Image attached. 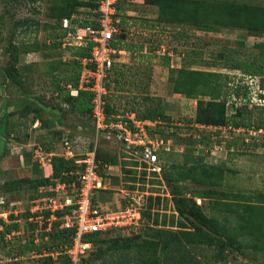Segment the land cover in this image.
I'll return each instance as SVG.
<instances>
[{"label": "rangeland", "instance_id": "obj_1", "mask_svg": "<svg viewBox=\"0 0 264 264\" xmlns=\"http://www.w3.org/2000/svg\"><path fill=\"white\" fill-rule=\"evenodd\" d=\"M73 1L0 0V121L6 114L7 125L6 133L0 128V196L3 201L0 219L5 216L4 222L17 220L18 226V233L1 238L0 264H12L15 257L19 264H60L62 260L61 253L49 254L47 258L41 251H54L59 237L45 241L30 234L25 216L40 190L28 180L51 174L47 154L43 166H40L42 162L38 164L41 153L38 146L41 148L45 142L42 138L46 134L52 136L51 143L55 147L51 152L62 155L69 151L65 150L64 141L58 142L57 133H52L54 130L63 131L61 139L67 140L71 152L77 156L93 143L91 127L85 135L66 137L71 128L80 124L78 120L85 124L90 121L86 116L75 117L62 108L59 111L63 117L50 129L41 127L40 120L35 119L36 116L54 119L57 95L52 88L55 83L63 92L75 89V94L78 84L85 86L83 79L75 77L82 69L72 61L70 51L75 46L62 47L61 36H54L59 31L60 21L49 15L51 9L55 13L68 9L70 12ZM198 2L202 7L196 13L195 23L185 24L163 22L157 18L153 5L135 0L125 5L119 0L116 17L119 18L122 51L105 75L107 102L121 110L132 96L134 101L140 97L159 98L161 111L168 119L145 121L143 125L154 132L149 139L160 155L144 168L136 166L135 169L130 165L129 160L138 152L124 149L123 142L114 139L113 130L106 138L99 132L98 152L103 158L115 155L117 163L98 165L105 189L97 192V199L105 208L121 207L123 200L139 218L133 228L117 225L105 235L97 254L114 259L120 253L121 256L127 252L132 254L135 244H144L152 248L144 251H152L157 256L158 232L173 230L178 234V230L202 227L189 210L190 202L186 198H191L196 210L224 223L229 228L228 235L235 238L238 248L228 249L226 264H264V26L243 27L214 21L218 17L215 12L218 6L227 4L244 10L254 7L255 14H259L264 12V0ZM75 7L79 10L78 14H73L76 21L92 17L88 6ZM21 20L25 23L19 25ZM34 32L35 37L29 38ZM12 45L19 54L16 60L10 53ZM25 45L34 46V51L24 52ZM45 52L49 55L45 56ZM181 79L194 81L192 96L174 91L173 83ZM197 99L220 102L223 116L234 120L242 117L250 126H243V130L236 127L239 129L232 131V125L228 124L197 123L194 119ZM242 106L245 108L240 109ZM25 107L29 114L22 117L20 112ZM189 154L200 165L213 168L199 166L192 171L191 160L186 158L184 167L177 170L184 177L176 180L177 172L170 165L183 162ZM33 163L37 164V174L32 173ZM193 177L204 182L195 181ZM213 178L219 179L218 183ZM13 180H17L19 186L11 194L2 195L3 184ZM172 185L180 190L186 188L183 199L170 193ZM216 193L228 197L218 198ZM125 212L121 211L123 215ZM111 245L117 246L118 252ZM94 247L92 244L91 249ZM158 258L156 264H168L163 255L159 254ZM95 262H99V257Z\"/></svg>", "mask_w": 264, "mask_h": 264}, {"label": "trees", "instance_id": "obj_2", "mask_svg": "<svg viewBox=\"0 0 264 264\" xmlns=\"http://www.w3.org/2000/svg\"><path fill=\"white\" fill-rule=\"evenodd\" d=\"M34 1V0H32ZM125 2V5H128L129 0H123ZM119 0L116 2V9L119 10L120 6L118 5ZM127 3V4H126ZM142 3L150 4L156 7V15L157 18L162 20L163 22H177V23H185V24H193L196 21L198 11L201 9L202 5L201 2H198V0H142ZM88 6V10H92L96 5L93 1L91 2H81V1H73L71 5V11L65 10L64 12L55 13L53 9L49 12V15L56 19V21H60L63 18H66L69 20V27L63 28L59 26L58 33H55V37H62L64 33L67 30H75L74 24H76V28H83L88 21L84 18L80 21L75 20V16L72 18L71 15L78 14L79 10L75 6ZM124 5V6H125ZM122 6V8H125ZM215 12H218V17L216 20H214L216 23L219 24H228L233 23L234 25L238 26H258L263 27L264 26V12L261 11L259 14H255V8L251 7L247 10L236 8L234 6H229L227 4H224V6H218L215 10ZM263 12V13H262ZM62 13V14H61ZM88 14H90L88 12ZM92 15V12L91 14ZM259 18L256 21L257 18ZM58 22L54 25H57ZM19 25H22L25 23V20H21L19 22ZM257 23V24H256ZM28 26V25H26ZM119 34V33H118ZM118 34L115 36L116 41L113 43L114 46L117 48L120 47V42L122 39V36L118 37ZM29 38L35 37V32L32 34V36H28ZM22 39V38H21ZM23 41V39H22ZM15 47V48H14ZM89 47L90 44L87 42L85 44H81L79 46H76L72 48L73 50L70 51L72 61L74 63L79 64V59L82 57H87L89 55ZM140 47V46H139ZM10 53L14 54V58L18 57L16 46H11ZM23 51L27 53H31L34 51V46L25 45L23 47ZM164 53V52H163ZM45 56H48L49 53H44ZM15 62V61H14ZM115 69V68H113ZM78 76V73L75 75V77ZM25 77V76H24ZM11 81V80H10ZM58 81V79H57ZM206 82H202L203 84ZM204 84V85H205ZM73 86H76V84H72ZM195 87V83L193 80L185 81L184 79L175 81L173 83V88L175 92H182L186 96H192L193 95V88ZM245 91V90H244ZM53 94L55 96L57 95V100L54 102V106L57 108L55 109L54 119L50 120L47 117L43 116H36L35 119L40 120V126L45 127L46 129H50L53 127V124L56 123L59 118L63 117V114L60 113L59 110L65 109L70 114H74L75 117L78 115L79 118H82L83 116H86L89 118V122L86 124L83 122V120H78L80 124L75 125L73 128L70 129V132H68L66 135L67 138L72 139L73 137H79L81 135H85L86 131L89 127L92 129V119L90 116V110H91V99L93 96L92 91L90 90H83L78 89L77 93L75 95L69 94L67 91L63 92L62 87H60L58 84H54L52 88ZM237 94V91H235ZM246 92V91H245ZM244 92V93H245ZM204 95H207L205 93H202ZM107 96L103 95V111L105 114V121L111 120L115 121L117 117L125 118L122 115H128L132 114L134 120L139 121H165L168 119V117L161 111V103L159 98H152V97H140V100L134 101V97H130L131 100H129L128 105L121 110H116L115 106L112 104H109L107 102ZM105 99V100H104ZM63 104L64 107L61 105ZM52 105V104H51ZM214 105L216 107L214 108ZM6 106V103L5 105ZM27 107H25L20 114H22V117H26L27 114H29V111L26 110ZM245 106L240 107V109H244ZM38 112V111H37ZM48 114V113H47ZM223 108L222 104L220 102H210L205 100L197 99L195 103V116L194 119L197 123H220V124H228L232 125L231 130L233 131L238 130L239 128L243 130V126L245 128H248L250 126L249 123L244 122L243 118L240 117L238 120H234L233 118H228L226 116H223ZM6 118V114L4 115ZM3 118V121H0V128H2L5 133L7 131V125L6 120ZM126 119V118H125ZM127 126L131 127L132 123L129 119H126ZM31 122V121H30ZM239 127V128H236ZM258 127V126H256ZM255 127V128H256ZM147 133L149 136L150 134L154 133L152 130H150L149 126H145ZM78 129V130H77ZM152 132V133H151ZM53 134L57 133L55 136L56 139L59 141H63L61 139L63 135V131L60 130H54L52 132ZM104 134H101V137H104ZM44 138V139H43ZM42 140L45 142L42 144V147L40 148L38 146V151L42 153H50L55 146H52L53 143H51L52 136H48L46 134ZM248 138H251V136H248ZM56 140V141H57ZM242 140L240 141V143ZM243 143V142H242ZM97 145L95 147V158L98 161V165L101 163L103 164H116L117 163V157L115 155H111L109 157H104L98 152ZM169 151L165 150V152ZM4 152V151H3ZM2 153V152H1ZM51 156L49 157L48 164L51 169V174L49 176H45L41 174L40 177L28 180L29 183L33 181V186H46L48 184L53 183V180L58 181H67L70 176L66 175L65 172H68L70 170H73L77 166L74 165L73 161L71 159H65L62 154L52 152ZM168 153V152H167ZM31 154V153H30ZM159 152H156L157 159L159 158ZM186 158L191 160V163L189 164V167H191L192 171L197 170L199 166H202L204 169L206 168H213L211 165H200L198 161H195L192 156L189 154L188 156L185 155L184 161L181 163H176L170 165L171 169H174L175 172H177L178 168L181 169L184 167V163L186 161ZM130 165L132 167L140 166V168H144L145 164L143 162H139L137 159H131ZM107 162V163H106ZM37 163V162H36ZM34 165L33 174H37L36 166ZM39 164V162H38ZM41 166V165H40ZM98 168V167H97ZM136 169V168H135ZM203 169V170H204ZM202 171V170H201ZM180 172V171H179ZM177 172L175 175L176 180H180L182 177H184V174H181ZM41 173V170H40ZM97 173L101 176L102 172L97 169ZM169 179H173L172 176L167 175ZM187 177V176H185ZM193 180L204 182L203 180H199L197 178L193 177ZM215 180V183H218L219 179L213 178ZM19 186V182L16 180H13L11 182H7L3 184V189L1 191V194L9 193L11 194L16 190V188ZM105 189V188H103ZM103 189H99L98 191H101ZM186 188H183V190L178 189L176 185H172V187H169V191L172 195H176L179 198L183 199L184 191ZM192 193V192H191ZM217 194V193H216ZM218 198H227L228 196H223L221 193L217 194ZM220 195V196H219ZM248 198V196H246ZM187 201L190 202L189 210L193 213V217L197 222H200L202 227H197L195 230L187 231V230H178V234L174 232L173 230H162L158 232L157 237L160 241L159 247L157 246L158 250H155V247L153 246V249L158 252V255L155 256V254L151 252L144 251L148 246L144 244H135V251L130 254L129 252L123 254L121 257L119 255L111 259L106 254H97L98 248L100 243H103L105 241V235L112 232L115 228H110L106 230H102L99 232H93L91 234L86 235V239L92 242V244L95 246L93 249H91L89 252H87L84 256L80 258V261L77 264H156L157 260H159L158 256L159 254L164 256V260L168 262V264H226V253L228 249L231 248H238V244L233 236L228 235V230L224 223L220 224L216 222L214 219L212 220L211 217L204 216L200 211L196 210V206L194 205L193 200L191 198H186ZM229 199V198H228ZM219 202H221L220 199H218ZM124 201L122 200V204ZM226 203V202H224ZM125 204V203H124ZM28 214V213H26ZM9 218L13 219L14 216L12 214L8 215ZM0 241L1 238L8 235L11 231L17 230V222H9L6 223L3 220L0 219ZM69 231L64 229H56L54 226L51 233H49V239H51L53 236L59 237L57 238V241H55V246L62 245L66 243L67 240V234ZM131 244L132 241H130ZM98 245L97 249L96 246ZM111 247L115 248V252H118L119 248L117 246L111 245ZM96 249V250H95ZM148 249H152L151 247ZM19 251V249H16ZM16 251V252H17ZM8 253V252H6ZM95 256V257H94ZM49 258V256H46ZM62 260L60 264H71L70 261L63 255L61 256ZM92 257V258H91ZM94 257V258H93ZM99 257V262L97 261V258ZM119 257V258H118ZM118 258V259H117ZM12 264H19V261L12 260Z\"/></svg>", "mask_w": 264, "mask_h": 264}, {"label": "built area", "instance_id": "obj_3", "mask_svg": "<svg viewBox=\"0 0 264 264\" xmlns=\"http://www.w3.org/2000/svg\"><path fill=\"white\" fill-rule=\"evenodd\" d=\"M93 2L96 6L91 10L92 17L85 18L88 23L83 28H76V24H74L75 30H67L61 37L62 47L69 45L76 47L87 42L90 44L89 55L79 59L82 69L78 76L79 79H83L85 86L81 87L78 84L77 88H85L83 90H90L93 93L90 110L94 131L92 133L93 143L77 156L71 152L70 146L68 147L65 142L67 140H63L65 150L69 152H64L66 155L62 156L65 159H71L77 167L65 172L71 177L67 181L55 179L51 184L38 186L40 187L38 196L31 201L28 214L25 216L30 234L38 235L39 239L47 241L54 226L56 229L69 231L66 243L55 246L52 252H45L44 249L41 251L44 256L61 253L71 264H77L80 258L91 250L92 242L86 239V235L115 228L117 225L133 228V223L139 218L138 214L134 213L126 203H123L121 207L105 208L102 201L97 199L98 190L105 188L103 177L97 173L98 161L95 158L99 132L106 138L107 134L113 130L116 136L114 139L122 141L124 149L138 152V155L131 159H137L145 166L147 162L154 163L157 158L153 140L149 139L151 137L147 130L145 128V131L143 130L145 121L134 120L132 114L125 115L127 116L125 118L131 121V127H128L126 119L120 116L115 121H105L102 99L105 93L104 79L114 64L116 55L122 51L121 48H117L113 44L116 41L115 36L119 33V18L116 17L117 0H94ZM71 17L73 18L74 15ZM67 20L66 18L61 20V27H69V20ZM75 92V89L69 90L70 94H75ZM46 154L50 157L53 153H40V162L39 160L38 162H42L41 166L47 158ZM48 160L49 158L46 160L47 163ZM1 200L0 196V203L3 202ZM121 211H126V215H123ZM5 218L2 216V220L5 221ZM15 231L18 233L17 230H13L9 234H13Z\"/></svg>", "mask_w": 264, "mask_h": 264}, {"label": "crops", "instance_id": "obj_4", "mask_svg": "<svg viewBox=\"0 0 264 264\" xmlns=\"http://www.w3.org/2000/svg\"><path fill=\"white\" fill-rule=\"evenodd\" d=\"M130 1V0H129ZM131 1H134V0H131ZM136 2H142V0H135ZM128 12L129 11H132V10H127ZM68 132H70V130L68 131Z\"/></svg>", "mask_w": 264, "mask_h": 264}]
</instances>
